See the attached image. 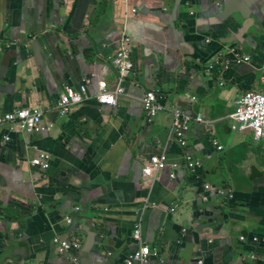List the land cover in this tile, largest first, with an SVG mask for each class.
Here are the masks:
<instances>
[{
  "label": "crops",
  "instance_id": "1",
  "mask_svg": "<svg viewBox=\"0 0 264 264\" xmlns=\"http://www.w3.org/2000/svg\"><path fill=\"white\" fill-rule=\"evenodd\" d=\"M123 37L135 70L117 106L91 100L61 117L66 87L115 90ZM263 66L264 0H0V117L41 108L51 127L0 135V264H126L141 244L166 264H264L253 242L264 238V143L229 120L241 96L263 92ZM148 92L168 108L151 124ZM173 109L204 120L187 149ZM41 153L48 171L32 166ZM162 154L169 166L144 179ZM187 154L199 170H187ZM57 237L80 251L59 254Z\"/></svg>",
  "mask_w": 264,
  "mask_h": 264
},
{
  "label": "built area",
  "instance_id": "2",
  "mask_svg": "<svg viewBox=\"0 0 264 264\" xmlns=\"http://www.w3.org/2000/svg\"><path fill=\"white\" fill-rule=\"evenodd\" d=\"M250 61L251 58L249 57H237L235 59L238 66L249 64ZM223 65L226 70H229L230 63H225ZM112 66L118 73L119 78V84L115 90H110L106 82H100L98 84L97 93L94 97H91L88 92L90 80L84 81L79 91L66 87L58 103L59 115L61 117H67L75 108L84 105L91 100H95V102L101 107L115 108L117 106L118 98L125 95V88L123 84L135 70V65L132 59V42L129 38H122L120 47L112 60ZM218 66H221V62H219V60L211 66V70ZM262 73L263 92H247L241 96L237 101L236 109L229 117V120L233 124V131L237 133L251 132L255 141L264 143V66ZM190 98V96H187L188 100H190ZM164 100V97L155 92H148L142 99L143 110L150 124L160 114L168 112V108L164 105ZM191 101H195V98H191ZM172 114L174 117V139L176 144L181 149H187V136L191 124L194 122L199 124L204 123V120L201 117L193 119L190 115L178 109H173ZM43 121L44 113L41 108L17 110L13 113L0 117V135L3 136L4 132H13V130H17L20 133L28 135H41L48 133L51 127L48 128L45 126ZM3 141L4 143H9L11 141L9 134L3 136ZM214 146L218 151L223 150L221 146H218L217 142H214ZM184 161L187 170L191 172L199 170L202 167L201 162L195 160L191 154H187L184 157ZM50 165L51 157L45 153L39 154L38 157L32 161V166L41 171H48L50 169ZM167 166H169V164L166 154L156 156L152 158L151 162L144 168L143 178H153L155 174L165 170ZM171 167L173 171H178L180 169L178 164H173ZM171 179H176L175 173L171 175ZM206 190L210 191L211 188L206 186ZM171 212L174 213L175 210H172ZM68 223H71V220H69ZM141 238V230L138 228L134 234V239L141 244ZM242 241L246 242V238H242ZM253 242L255 244H263L264 238H254ZM53 243L58 248V252L61 255L78 252L81 248L79 242L62 240L59 237L55 238ZM153 259L154 264H166L160 259L159 251L157 249H151L149 246L141 244L133 254L128 256L126 264H151ZM199 264H203V262H199Z\"/></svg>",
  "mask_w": 264,
  "mask_h": 264
},
{
  "label": "water",
  "instance_id": "3",
  "mask_svg": "<svg viewBox=\"0 0 264 264\" xmlns=\"http://www.w3.org/2000/svg\"><path fill=\"white\" fill-rule=\"evenodd\" d=\"M224 5L226 6V10H227V5H226V4H224ZM225 6H224V7H225ZM159 95L162 96V97H164V95H162V94H159ZM164 98H165V97H164Z\"/></svg>",
  "mask_w": 264,
  "mask_h": 264
}]
</instances>
